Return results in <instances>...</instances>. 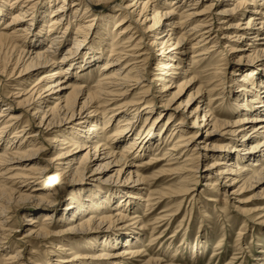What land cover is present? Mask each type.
<instances>
[{"label":"bare ground","instance_id":"6f19581e","mask_svg":"<svg viewBox=\"0 0 264 264\" xmlns=\"http://www.w3.org/2000/svg\"><path fill=\"white\" fill-rule=\"evenodd\" d=\"M42 1L0 0V52L9 53L0 61V264H171L147 259L136 226L111 231L137 224L162 237L138 205L154 214L179 197L153 221L175 220L200 178L197 195L214 203L264 184V0H124L102 18L90 11L115 0ZM221 45L225 68L210 61ZM218 100L229 113L212 109ZM166 178L175 187L153 188ZM64 191L69 201L57 207ZM30 201L40 208L22 205ZM258 201L241 229L264 224ZM12 212L24 213L28 256L11 244ZM80 237L100 249L91 260L73 251ZM33 242L50 243L46 261Z\"/></svg>","mask_w":264,"mask_h":264},{"label":"rangeland","instance_id":"374dc122","mask_svg":"<svg viewBox=\"0 0 264 264\" xmlns=\"http://www.w3.org/2000/svg\"><path fill=\"white\" fill-rule=\"evenodd\" d=\"M122 1L124 0H115L114 2H111V6H107L109 2L107 3L99 2V4L96 5V8L90 12L92 13L95 12V14L99 18H102V16L108 14L110 11H115L116 10L115 7H118V4ZM42 2H44V0ZM58 2L61 3V0H58ZM118 15L119 16L115 17V19L122 17V15L120 14ZM215 28L217 27L215 26ZM221 35L219 34V36ZM194 37L197 38V34ZM195 38L191 39L190 43L188 44L189 47L192 46V42L196 41ZM72 42L73 40L70 39L66 45L64 44V46L62 47V52L65 51V49L69 47L72 44ZM222 45L221 47L218 48L217 52H214L210 61H213L217 63L218 65L220 64L219 66H221L222 68L223 67L225 68L224 61H222L221 59L222 57H226L224 55L226 51L224 50V47ZM3 52L5 54H9L5 52V50L0 52V61H2L3 57L5 56ZM108 52H109V49L108 51L105 52L106 55L108 54ZM190 52H193V50H191ZM231 56H232L231 58H233V55ZM153 62L154 61H152V64H154ZM222 62L223 64H221ZM221 70L223 71V74H220V75L224 77L223 80L224 82H226L225 86L227 87V90L230 91L231 89H233V85H234V82H232L231 79L235 77V75L231 74L230 68L221 69ZM209 71L211 72L212 70H208V72ZM225 71H226V74L224 73ZM259 71H262V69H259ZM237 77H239V75ZM2 78L5 79L4 82L9 80L7 76H3ZM203 79L207 80L208 77H205ZM95 82H96V77L89 79L90 85H95L94 84ZM230 94L232 96L233 92ZM205 98L206 97H204L203 98L204 100H202L201 102L205 101ZM144 105L145 104H143L142 107ZM212 109L213 110L217 109V110H221V111L229 113V105L227 101L222 103L221 100H218L212 105ZM221 111H218V112L220 113ZM222 117L224 118L225 115L222 114ZM187 124L189 126L190 121H188ZM45 145L46 147L50 149L49 150L50 153H48L50 155L54 152V150H56L55 144L48 143ZM211 161H212L211 158H207L205 159V162L203 164L207 165V163H210ZM201 168L202 170H204V168L206 167L201 165ZM156 169L157 167L148 169L147 171H145V175L153 174ZM50 173L51 171L45 174L42 180L47 181ZM168 178L170 179V177ZM168 178L163 179L162 181L161 180L158 181L156 184H154L153 188L159 189L161 187H164L165 189H167L170 183H173V187H175L174 184L177 183V180L169 181ZM199 180L200 181L198 182V185L196 186L198 190L197 189L194 190V193L196 196L195 199L190 201L189 198L191 195L188 196L187 199H185V201L181 205V208L179 209L181 214L175 220L171 219L170 221L168 219L170 215H166L163 217L162 220L160 218L161 222L159 219H158L159 220L158 222L153 221L157 217V215L159 217L160 214L168 213V211L164 212L163 210L165 209L168 210L170 209V207L172 209H175L180 200L179 197H177L178 199H174L172 201L170 199H165L161 203L158 202L157 205L154 206V207H158L157 210L154 212V214L151 213L152 209L151 208L149 209L150 206L146 207L144 204L140 206L138 205L137 207L138 213L142 215L143 220H145L144 222L146 223L150 222L149 224L151 226L152 224L153 226H156V230L154 233H156V235H161L164 232L162 234V237H160L161 239L157 238L156 240L152 241V238L149 237L151 234L150 230L143 232L139 228H137V224L128 225L127 230H121L117 228L116 231H113V232L111 231V233L117 232L118 234H120L125 231L132 230L133 227L136 226V229L134 230H137L139 235L144 237L141 246L143 247V249L144 248L147 249V251L145 252L147 254V259L163 258L165 263H171V264H180V263L181 264H232L231 262H234V264H263V261H264L263 259L256 261L255 258H257L258 256H262L264 258V251H263L264 250V224H259L251 220H248L247 223L249 226H247L246 229H241V226H242V223L246 220V216L251 215L249 214L250 212L248 211V209H253L254 207L260 204L258 200L261 201L264 195L262 196V195H255V194H261L264 192L263 190H261L264 188V184H262L260 187H256V188L254 187L255 189H251L249 191H246L240 194L239 197H241V199L239 197L236 198L233 196L234 198L230 200H222L220 203L218 202L214 203V202H211L210 200L205 199L207 196L203 193V191L201 192L200 195H197L203 189V186H201L200 184L204 180L203 178H200ZM222 181L223 180H220V182ZM158 195L160 194H156V196ZM252 196L253 197L257 196V197L254 199L251 198L252 201H249V203L247 202L246 205L242 203L245 198H246L245 199L246 201V200H249L248 198ZM68 198L69 197H68L67 192L65 191L60 192L56 206L57 207L65 206L66 203H68L69 201ZM220 198L222 199V196H220ZM233 199H236V200L240 199L242 201L240 203L239 201H233ZM232 202L234 203V205H232ZM22 205L25 206L26 208H31V209L40 208V204L34 201L24 202ZM242 206L246 208V211H242L240 209L242 208ZM237 207H240V208H237ZM23 215L24 213L22 212L21 213H14V212L11 213V217H10L11 221L9 222V225L14 227L17 230L16 233L13 232L14 235L11 236L12 238L11 244L16 245L18 248L22 249V253L25 256H28L29 255L28 251L31 246H29L28 243H25L24 241L21 240V238L23 237L24 230H25L23 229V227H21V220H20V218ZM148 220H151V221L148 222ZM240 230H242V233H243L241 236H239L241 232ZM99 235L100 233L95 232L91 236L95 237ZM238 236L241 238H239ZM236 239H240V240H236ZM220 241L223 244L219 246L218 243ZM237 241L240 242L242 245L241 250L236 249V247L240 244ZM75 242L77 244L74 245L73 251H77L80 254H85L82 259L91 260L92 257H89V256H94L97 250H100L99 248L92 246V243L85 241V239H83L82 237L77 238ZM194 242H200V249L198 250V253H195L193 255L192 249H193ZM258 242H260L261 244L258 245L257 244ZM39 243L40 242L32 243L34 248L38 249L37 252L39 251L36 254V256L39 258V261H46L48 259L47 257L50 255L47 250L49 249L50 243H46L45 245H41V246H40L41 243L40 244ZM47 245L48 247H45ZM51 248L55 254L60 253L59 251L55 250V246L54 248L53 246ZM113 249L114 248H112V250ZM261 250L263 252H261ZM236 252H240V253H236ZM42 254H44V256H42ZM0 255H1V251H0ZM71 256L72 255H69L68 257H71Z\"/></svg>","mask_w":264,"mask_h":264}]
</instances>
